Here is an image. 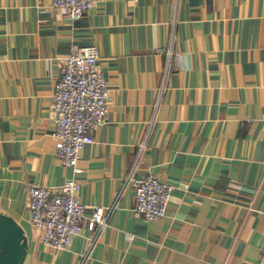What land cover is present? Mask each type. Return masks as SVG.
<instances>
[{"label":"crops","instance_id":"0c3cea01","mask_svg":"<svg viewBox=\"0 0 264 264\" xmlns=\"http://www.w3.org/2000/svg\"><path fill=\"white\" fill-rule=\"evenodd\" d=\"M96 44L106 120L74 174L88 219L69 249L42 243L29 189L73 175L55 149L61 62ZM173 185L165 215L134 211L131 178ZM0 212L22 226L23 264H264V0H0Z\"/></svg>","mask_w":264,"mask_h":264},{"label":"built area","instance_id":"2783aa9c","mask_svg":"<svg viewBox=\"0 0 264 264\" xmlns=\"http://www.w3.org/2000/svg\"><path fill=\"white\" fill-rule=\"evenodd\" d=\"M52 5L71 18H79L94 6L96 0H51ZM59 63L61 75L53 93L56 112L53 132L55 149L61 161L72 168L73 175L54 187L33 183L29 189V211L33 226L42 230V243L67 250L77 236L84 233L83 221L88 219L96 236L88 239L89 254L95 240L107 224L106 206H93L87 212L79 199L81 181L74 176L83 170L79 163L83 148L95 142L94 132L104 123L108 112L109 88L101 70L100 48L87 44L73 48ZM136 197L134 211L146 219L165 215L173 185L155 173L131 178Z\"/></svg>","mask_w":264,"mask_h":264},{"label":"water","instance_id":"95a60500","mask_svg":"<svg viewBox=\"0 0 264 264\" xmlns=\"http://www.w3.org/2000/svg\"><path fill=\"white\" fill-rule=\"evenodd\" d=\"M27 243L22 226L11 216L0 212V264H23Z\"/></svg>","mask_w":264,"mask_h":264}]
</instances>
